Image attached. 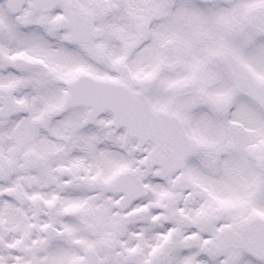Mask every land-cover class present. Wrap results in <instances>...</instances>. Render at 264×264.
Segmentation results:
<instances>
[{
  "label": "snow or ice",
  "instance_id": "1",
  "mask_svg": "<svg viewBox=\"0 0 264 264\" xmlns=\"http://www.w3.org/2000/svg\"><path fill=\"white\" fill-rule=\"evenodd\" d=\"M0 264H264V0H0Z\"/></svg>",
  "mask_w": 264,
  "mask_h": 264
}]
</instances>
